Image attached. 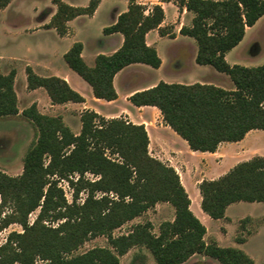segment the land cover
I'll use <instances>...</instances> for the list:
<instances>
[{
	"label": "trees",
	"instance_id": "1",
	"mask_svg": "<svg viewBox=\"0 0 264 264\" xmlns=\"http://www.w3.org/2000/svg\"><path fill=\"white\" fill-rule=\"evenodd\" d=\"M12 0H0L5 8ZM101 0L87 6H75L63 0L57 5L48 28L63 36L68 22L80 15H92ZM180 8L194 13L191 25L180 33L195 39L196 62L208 64L227 74L234 89L214 84L168 83L138 90L129 100L137 105L156 106L170 125L194 151L217 150L223 141H238L253 129L264 130V63L256 66L231 64L225 55L245 37L264 15V0H176ZM165 11L155 4L146 13L144 5L129 0L127 10L104 28V33L123 34L122 45L111 54L99 53L93 65L82 56L83 43L76 41L64 54L71 69L92 88L97 98L118 97L115 75L132 63L158 68L162 59L146 41L147 33L157 28L160 35H171L162 26ZM29 89L43 87L52 103L84 102L85 97L63 77L40 75L27 65ZM17 70L0 69V118L19 114L15 90ZM38 129L36 141L24 157L23 172L12 176L0 170V230L19 223L24 231H12L0 245V264H121L120 256L132 247H146L155 264H182L201 253L221 264H256L246 251L234 246L207 242L206 225L192 211L191 198L180 174L172 165L151 155L150 138L144 123L124 117L108 118L86 109L81 115V130L76 133L61 115L41 112L36 103L21 113ZM87 173L96 177L91 179ZM77 175V176H76ZM61 179L74 187L69 203ZM202 209L212 218L225 217L235 202L264 201V156L255 155L234 165L215 179H203L199 185ZM87 196L78 202L80 193ZM159 202L175 208L173 220L164 221L158 234L152 224L139 223L122 235L114 229L142 215ZM40 208L30 224L29 214ZM48 221V223L46 222ZM58 222V225H51ZM107 236L110 246L75 251L89 238ZM243 242L242 238L237 239ZM146 254L136 251L130 264H144Z\"/></svg>",
	"mask_w": 264,
	"mask_h": 264
},
{
	"label": "rangeland",
	"instance_id": "2",
	"mask_svg": "<svg viewBox=\"0 0 264 264\" xmlns=\"http://www.w3.org/2000/svg\"><path fill=\"white\" fill-rule=\"evenodd\" d=\"M65 1L82 6L88 5L90 2V0ZM136 1L145 6L146 12L151 9L153 5L158 3L157 0ZM128 3V0H105L95 15L77 17L69 26L70 29L68 34H70L71 37L68 38L69 40H67L66 46H68L69 42L71 43L74 40L85 42L87 45L85 55L89 58L91 54L90 52L93 49V41L107 38L103 32L104 26L109 25L111 23L110 20L114 17V13L123 11L127 7ZM55 9L56 4L54 3V0H12V2L5 9L0 8V67L3 72H8L12 68H17L15 87L17 93L19 94V107L21 106V108L29 104L27 89L24 85H27L25 67L27 64L31 63L41 65L44 63L49 64L52 70H55V74L57 75H60V73L70 74L71 82L73 84L72 86L78 89L87 98V101L91 106L95 105L92 101L94 95L90 85L76 72L69 68L63 56L57 55V52L64 44L55 38L56 32L52 29H48L46 25L40 24L43 22L41 18L43 16L52 15ZM171 11L172 9L168 10V23L165 24L167 31L174 32L176 34L175 30L177 26L182 24V22L185 25L191 24V18H188L187 14L183 17L180 12L172 14ZM172 20H175L174 24H172ZM170 37V34L165 37H161L157 43L160 56L165 60V65L161 72L163 75L168 76V74H171L168 73L170 59L173 54H177L186 62V65L188 64L190 73L197 76L199 80L210 79L209 82H216L215 73L218 74V72H216L214 68L209 65L197 68L198 65L192 57L194 49L189 44L190 41L187 40V37L180 36L176 39ZM191 41L196 47L195 40L191 38ZM116 46L117 45L112 46L108 52L115 49ZM27 60L29 63H26ZM229 60L247 66H256L264 63V15L255 25L247 28L246 35L242 42L229 54ZM192 63L197 65V67H193ZM145 67L134 66L124 73V76H129L127 77L128 86H134L145 78L154 79L157 75H159V73H157L151 66L145 65ZM131 71L138 72L139 76L137 75L134 79V74H130ZM40 74L49 75V73ZM172 75L180 74L174 73ZM168 77L176 78L177 76ZM222 77H226L227 79L219 81L223 84L222 87H234L228 76L222 75ZM122 82L118 80V86L120 89ZM31 95L38 96L43 101H45L47 97L49 98L45 88H38V90L33 92ZM71 103L76 105L78 108L80 107V104L77 102ZM109 103L110 102H103L102 105L98 106H100V108L105 112L113 111L115 106H125L134 114H141L146 118L152 117V110L148 108L143 111H138L136 105L129 107L123 100L119 101L115 105H110ZM131 105L134 104L131 103ZM44 111L51 115H61L66 124H68L74 132H80L82 125L81 119L78 117V112L71 110V104H66V106L59 105L52 108L49 103H44ZM120 116L124 117V114L121 113V115L115 117ZM144 123L146 125V122ZM37 136L38 129L35 124L22 114L1 117L0 170L12 176L20 175L23 172L24 157L26 152L36 141ZM250 140L251 145H256L258 147L254 148L248 154H245L242 158H249L257 154L264 156V130L256 129L250 136ZM176 146L185 151V148L181 143H178ZM187 158L189 161L194 162H198L199 160L198 157H192L190 155H187ZM86 175L91 179L96 177L92 173H87ZM59 186L63 188L67 201L72 203L74 198V187L71 183L66 179H61L59 181ZM188 186L190 191H192L193 186L190 183ZM86 196L87 193L82 191L79 195L78 202H84ZM1 203L2 197L0 195V210ZM39 212L40 208L29 214L28 220L30 224L34 223ZM5 213H7V208L2 210L0 219L5 215ZM228 213L232 217V220L228 221L227 228L223 227L218 219L211 218L207 222L206 225L209 229V234L206 236V241H215L214 235L223 237L222 233L225 235L223 238L226 242L223 243V245L239 244L237 239L242 238L244 241L246 240V243L243 241L244 243H240V245L237 246L243 248L249 255L256 259V264H264V202H235L231 206ZM174 217L175 208L173 205L170 203L159 202L142 215L137 216L134 219L127 221L122 226L114 229L113 235L118 236L126 234L130 232L135 225L147 222L152 224L153 232L158 234L160 231V225L164 221L173 220ZM46 222L48 223V221ZM51 225L56 226L58 225V222H52ZM12 231L23 232L24 228L19 223H11L7 227L2 228L0 230V245L7 241V237ZM96 246L109 247L110 243L107 236L97 235L87 239L75 251V253L84 252ZM139 250L144 251L146 254V258H144L143 261L144 264H155L152 253L146 247L139 246L132 247L127 253L120 256L121 264H130L134 253ZM182 264L221 263L210 256L197 253Z\"/></svg>",
	"mask_w": 264,
	"mask_h": 264
},
{
	"label": "crops",
	"instance_id": "3",
	"mask_svg": "<svg viewBox=\"0 0 264 264\" xmlns=\"http://www.w3.org/2000/svg\"><path fill=\"white\" fill-rule=\"evenodd\" d=\"M63 1H65V0H63ZM104 1L105 0H101L100 1L99 6L95 10L94 14H92V15H80V16H93V15H95L96 12L98 11V9L100 8V6L102 5V3ZM65 2H67V1H65ZM157 2H158L157 4L162 5V7L164 8V11H165V19H164V21L162 23V26H165V24L168 23V10L169 9H172V11H171L172 14H175L176 12H178V13L180 12L183 17L186 16V14H187V17L191 18V23H192V19L194 17V13L192 11L187 10L186 7L180 8L178 6L176 0H157ZM138 3H140V2H138ZM69 4H71V3H69ZM72 5H75V4H72ZM75 6H82V5H75ZM5 8H3V9H5ZM127 8H128V5L123 11L127 10ZM56 9H57V5H56ZM56 9L53 11L52 15L56 12ZM151 9H149L146 13H148ZM123 11H119L117 13H114L115 12V10H114V12H113L114 13V17L110 20V22H111L110 24L115 22L117 17H118V15L121 12H123ZM52 15L43 16L41 18L43 22H41L40 24L47 25L50 22V20L52 18ZM77 17H79V16H77ZM76 18L70 20L68 22V26H70L71 22H73ZM171 22H172V24H174L175 20H172ZM109 25H107V26H109ZM183 25H184L183 22H182V24L180 26L176 25L177 28L175 30V32H176L175 37H170V38L176 39V38H179L180 36L187 37V40L190 41L189 44L194 49L192 57H193V60L196 62V55H197L198 45L196 43V47H195L194 43L191 41V38L194 39L193 37L188 36V35H183V34L180 33V28ZM105 27L106 26H104V28ZM104 28H103V32H104ZM39 29H41V28H39ZM48 29L54 30L56 32L55 38L59 42L64 44L62 46V48H60L59 51L57 52V55H59V56H63L64 57V54L70 49V47L74 44V42L79 41V40H74V41L71 40L73 42H71V43L69 42L68 46H66V42H67V40H69L68 38L71 37V35L68 34V32H67V34L61 36L57 32V30L55 28H48ZM69 29H70V27H69ZM69 29H68V31H69ZM246 32H247V30H246ZM104 34H105V36L107 38H104L103 40L93 41V43H92L93 49L90 52L91 54H90L89 58H87L86 55H85V53L87 51V45H86L85 42L81 41L83 43L82 56L84 57L85 61L89 65H93L94 64L95 58H96V56L99 53L111 54L115 50H117L123 43V40H124L123 34H121L119 32H115V33H111V34L104 33ZM161 37H165V36L160 35L159 30L157 28L150 30L147 33V35H146L147 43L149 45L155 47L157 49L159 55H160V51H159V48L157 47V43H158V41L160 40ZM115 45H117L115 47V49H113L112 51L108 52V50L110 48H112V46H115ZM237 46H235L233 49L228 51L226 53V55H225L227 61L229 63H231V64L237 63L235 61H230L229 60V54ZM161 59H162V63H161V65L158 68H155V67L151 66L152 68L155 69V71L157 73H159V75H157V77L154 78V79L145 78L140 83H138V84H136L134 86H128L127 85V83H128L127 77H129V76H127V75L124 76V73L126 71H128L129 69H131L132 67H134V66L145 67V65H148V64H145V63H132V64L127 65L123 69H121L115 75V78H114V85H115V88L117 90L118 97L116 99H114V100L108 101L106 99L97 98V97L94 96L92 101H93V103L95 105H92V106L88 103L87 98L78 89H76L75 87L72 86L73 84L71 82V77H70V74H68V73H60V75H58V76L65 78L70 83V85L73 88L78 90L85 97V101L84 102H77V103L80 104L79 108L76 107V105H73V103H71L73 101H69V102L61 103V104L60 103H52V100H51L49 94H48L49 98L47 97L46 100L43 101L38 96L31 95V94H33V92H36V90H38V88L29 89L28 85H24L23 84L25 86V88L27 89V95H28L29 104L27 106L23 107V108H21V106H20L19 107V110H20L19 114L22 113V110L24 108L30 106L33 103H36L37 106H38V109L41 112H43V113H46L44 111V103H49L52 108L55 107V106H59V105L66 106V104H71V110L78 112V117H80L81 113L84 110L92 109V110H95V111L99 112L100 114H102V115H104L106 117H115V116H119V115H121V113H123L124 117H126L127 119H129L130 121H132L134 123H144V122H146L145 126H146L147 132L149 134V138H150L149 151H150L151 155L161 159L162 161H164V162H166V163H168V164H170V165H172L173 167L176 168V170L180 174V177L182 178L181 181H182L183 185L185 186V188H186V190L189 193V196L191 198L190 207H191L192 211L206 225L207 222L212 217L209 216L202 209V206H201L202 195H201L199 187H198L199 183L203 179H215V178H218L219 176H221L224 173L228 172L238 162L251 158V157H249V158H245L244 159L242 157L245 154H248L254 148L258 147L256 145H251V142H250L251 141L250 140V136L253 134V132L256 129L250 130L245 135V137L243 139H241V140H238V141H223V142H221L219 144L217 150L214 151V152H210V151H194V150H192L190 148L188 142L184 138H182L175 130H173V128L170 125L166 124L161 111L156 106H151V105L137 106L136 105L137 108H138V111H141V110L143 111L144 109H147V108L151 109L152 110V117H150V118H146L144 115L142 116L141 114L140 115L139 114H134L129 108H127L125 106H115L114 110L111 111V112L110 111L109 112H105V111H103L100 108V106H98V105H102L103 102H110L109 103L110 105H115L121 100H123L125 102V104L128 105L129 107L130 106L131 107L135 106V104L131 105L132 102L129 100L130 95H132L134 92H136L138 90H143V89L155 86L161 80H163L165 82H168V83H183V84H193V83H196V82H200V83L214 84L216 86H221V87L223 86V84L221 82H219V81L227 80L226 77H222V75L228 76L227 74L216 70L211 65H209V66L214 68L216 70V72H218V74H222V75H218L217 73H215V79H216L215 81L216 82H214V83L213 82H209L210 79L199 80L197 78V76H195V75L190 73L188 64L186 65V62L184 60H182L181 57H179V55H177V54H173V56L171 57L170 64H169L170 66H169V69H168V73H171V74H168V76H177V77L176 78H170V77L165 76V75H163L161 73L163 68H164V65H165V60L162 57H161ZM194 61H192V62H194ZM26 63H29L28 60L26 61ZM196 64L198 65V67H197V65H194V63H192V66L193 67L196 66L197 68H199L200 66L208 65V64H199L197 62H196ZM237 64H239V63H237ZM27 65H31L36 73L40 72V73H49V75H57V74H55L56 73L55 70H52V68H51V66L49 64L44 63L43 65H41V64H33V63H31V64H27ZM242 65H244V64H242ZM145 68H147V67H145ZM0 69H1V67H0ZM15 69L17 70V68H15ZM8 72H4V73H8ZM25 72H26V70H25ZM40 73H38V74H40ZM174 73L175 74H180V75H172ZM186 73H187V75H186ZM130 74L131 75L134 74V79L136 78L137 75L139 76V73L135 72V71H131ZM40 75H42V74H40ZM44 76H48V75H44ZM178 76H182V77H178ZM26 77H27V74H26ZM118 80L120 82L123 81L121 83V85H122L121 89L118 86ZM230 80H231V78H230ZM15 82H16V78H15ZM231 82L233 83L232 80H231ZM228 84L230 85L229 82H228ZM233 86H234V83H233ZM234 87L229 86L226 89H234ZM39 88H43V87H39ZM15 90H16V87H15ZM17 95H18V101H19V94L17 93ZM18 106H19V102H18ZM46 114H48V113H46ZM178 143H181L183 145V147L185 148V151L183 149H180L179 147L176 146V145H178ZM187 155H190L192 157H198L199 158L198 162L189 161V159L187 158ZM257 155H261V154H257ZM183 178H184V180H183ZM186 183H187V185H186ZM189 183L193 186L192 191H190V189H189V186H188ZM262 202H264V201H262ZM162 203H169V202H162ZM233 204L234 203L230 204L227 207L225 217L218 218V220H220V222H221V225L223 227H225V228H227L228 221L232 220V217L229 215L228 212H229V210H230V208H231V206ZM248 216H253V215H248ZM206 227H207V225H206ZM208 234H209V229L207 227V233L205 235V239H206V236H208ZM222 234H223L222 236L225 237L224 233H222ZM223 237L214 235L215 241H217L218 244L221 245V246L239 247L237 245H240V243H244V242L246 243V240H245L244 242H239V244L236 242L237 243L236 245H233V244L223 245V243H226ZM229 243H231V242H229ZM239 248H241V247H239ZM241 249H243V248H241ZM254 260L256 261V259H254Z\"/></svg>",
	"mask_w": 264,
	"mask_h": 264
}]
</instances>
